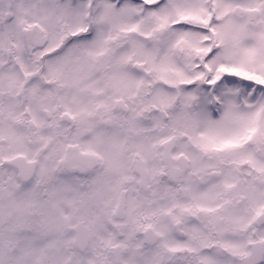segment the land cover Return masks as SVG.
<instances>
[{
    "label": "snow or ice",
    "instance_id": "snow-or-ice-1",
    "mask_svg": "<svg viewBox=\"0 0 264 264\" xmlns=\"http://www.w3.org/2000/svg\"><path fill=\"white\" fill-rule=\"evenodd\" d=\"M0 264H264V0H0Z\"/></svg>",
    "mask_w": 264,
    "mask_h": 264
}]
</instances>
